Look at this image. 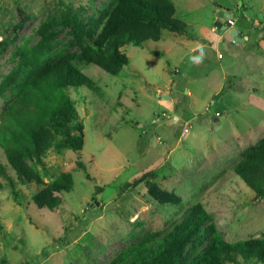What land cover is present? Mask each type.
Wrapping results in <instances>:
<instances>
[{"label": "rangeland", "instance_id": "1", "mask_svg": "<svg viewBox=\"0 0 264 264\" xmlns=\"http://www.w3.org/2000/svg\"><path fill=\"white\" fill-rule=\"evenodd\" d=\"M172 1L175 16L189 28L213 34L211 26L216 21L210 8L215 0ZM241 1L231 0L229 6L231 18L239 22ZM255 1L258 3L246 9L244 20L254 16L264 20L259 3L264 0ZM110 2L0 0V80L16 64V46L35 43L44 22L56 32V50L79 53L80 45L70 27L60 21L62 12L70 8L84 23H92ZM169 33L164 28L160 39H149L143 46L124 43L121 49L129 62L117 74L75 60L95 85L69 88L84 124L82 164H77L78 157L71 148L60 152L50 148L46 152L45 162L52 174L65 169L73 176V187L62 193L64 202L54 209L38 207L31 199L42 184L17 183L25 195L24 203H18L11 196L6 177L0 175L4 183L0 189V260L5 259V264H120L119 260L112 262L118 253L149 233L165 235L196 203L209 213L206 223H214L227 241L264 236V194L257 196L234 171L243 153L264 138V83L256 85L257 98L248 110L225 111L215 120L213 105L220 101L219 95L213 96L212 103L200 80L198 84L193 81L189 87L194 94L183 92L189 112L178 121L166 117L155 97L158 94L153 82L165 79L168 61L164 55L150 52L161 51L174 40ZM186 34L194 35L192 31ZM253 45L258 53L264 52L263 46ZM242 52L239 50L235 62L239 69L245 64ZM195 55L209 59V67H219L220 60L212 50L204 48ZM176 59L181 69L184 62L180 54ZM206 64L199 67L193 60L191 70L198 74L208 67L207 60ZM181 74L182 70L176 77ZM215 75L220 76L221 71ZM245 77L241 78L243 83L247 82ZM177 88L181 90L180 82ZM11 99L9 89L0 95V121L2 109ZM173 110L178 112L179 108ZM156 114L160 118L154 121ZM0 160L7 172L13 173L1 144ZM37 168L43 173L40 166ZM148 169L155 170V176L149 179L152 188L144 183L122 187ZM43 178L50 180L49 175L43 174ZM226 264L264 263L239 258Z\"/></svg>", "mask_w": 264, "mask_h": 264}, {"label": "trees", "instance_id": "2", "mask_svg": "<svg viewBox=\"0 0 264 264\" xmlns=\"http://www.w3.org/2000/svg\"><path fill=\"white\" fill-rule=\"evenodd\" d=\"M175 12L172 0H111L92 23H84L77 12L67 8L60 21L70 27L74 40L80 45L79 53L56 50V32L48 22L38 28L40 38L35 43L16 46V64L0 80V95L9 89L12 97L2 109L0 144L7 165L13 169V173L7 172L6 164L0 160V175L6 177L16 202L24 203L25 198L17 183L42 184L31 199L36 206L50 209L59 207L64 202L62 193L73 187L71 171L58 169L52 174L45 156L50 148L58 152L71 148L78 157L77 164H82L84 124L69 88L95 85L75 60L93 64L99 71L117 74L129 62L121 49L124 43L143 46L149 39L157 40L162 28L191 32ZM98 26L100 28L96 29ZM234 171L257 196L264 194V138L243 153ZM43 174L49 175L50 180L45 181ZM86 176L90 178L89 173ZM154 176L155 170L148 169L122 187L144 183L152 188L149 179ZM3 184L0 178V189ZM206 218L209 213L196 203L185 210L165 235H145L144 239L118 253L112 262L226 264V261L242 258L264 263V236L227 241L214 223H206ZM0 261L6 263L5 259Z\"/></svg>", "mask_w": 264, "mask_h": 264}, {"label": "crops", "instance_id": "3", "mask_svg": "<svg viewBox=\"0 0 264 264\" xmlns=\"http://www.w3.org/2000/svg\"><path fill=\"white\" fill-rule=\"evenodd\" d=\"M257 3L255 0H242L238 7L241 11L240 17L242 20L239 22L238 19L231 18L230 14L229 17L234 20V23L229 24L228 17L226 19L224 18L226 17L224 13L226 11L229 12V6L232 4L231 0H224L223 3L215 0L210 8V14L213 15L216 21V24L211 26L213 34H205L204 31L200 32L196 28H191L192 33H194L192 36L170 30L169 37L174 40L162 48L161 51L158 48L159 50L154 49V53L150 52L153 55L160 53L168 61V66L165 70V79L162 83L153 82L154 91L158 94L155 97L158 105L162 107L161 113L163 115L172 117L174 121H178L182 116L185 117L186 113L189 112V106L184 99L183 92L194 94L193 88L189 86L193 81L198 84L199 80L200 87L205 88L206 91L204 93L212 103L214 102L213 96L219 95L220 101L214 102L213 105L215 106V113L212 114V117L215 120L219 116L224 115L226 113L225 111H228V113L246 111L252 106L251 103L257 98L256 85L260 82L261 85L264 83V52L258 53V50H254L253 45V43H257V46L264 47V20H259L256 16L252 19L244 20V13L246 9L252 8ZM259 3L264 14V1H260ZM226 7L228 8L227 10ZM224 24L227 25V29H223ZM217 27L220 30L215 32ZM230 27L237 29L238 34L243 39L242 41H237L233 38L228 31ZM163 29H161L158 39H160ZM204 48L212 50L217 59L219 58V67H209V63H212L209 59L203 55H195L198 50L203 51ZM222 49L224 50L222 51V55L218 56V52ZM239 50L243 51V61L245 63L242 69L235 67ZM206 52L207 55L210 53L209 51ZM179 54L180 59L184 62V65H181V69L177 64L178 59H176ZM194 56L197 57L195 58ZM225 57H227L226 61L222 62V59ZM193 60L199 67L203 66L202 63L206 64L207 60L208 67H203L200 70L201 72L195 74L197 71L191 70ZM181 70L182 74L177 78L176 75ZM218 70L221 71V75L216 77L215 74L218 73ZM244 71H246L245 74H243ZM241 74L246 76L247 82L243 83L241 81L243 77ZM178 82H180L181 90L177 88ZM164 94H168L169 96L163 98L162 95ZM175 108H179V113L173 110ZM168 110L173 113H170ZM153 118L154 121H157L160 116L156 114Z\"/></svg>", "mask_w": 264, "mask_h": 264}, {"label": "water", "instance_id": "4", "mask_svg": "<svg viewBox=\"0 0 264 264\" xmlns=\"http://www.w3.org/2000/svg\"><path fill=\"white\" fill-rule=\"evenodd\" d=\"M228 8L226 7V10H227ZM224 15L226 16V17H229L230 16V13L228 12V11H226L225 13H224ZM223 29H227V25L226 24H224L223 25ZM228 31H229V33L234 37V39L235 40H237V41H242L243 39H242V37L238 34V31H237V29L235 28V27H230L229 29H228ZM163 96V98H167L169 95L168 94H164V95H162Z\"/></svg>", "mask_w": 264, "mask_h": 264}, {"label": "built area", "instance_id": "5", "mask_svg": "<svg viewBox=\"0 0 264 264\" xmlns=\"http://www.w3.org/2000/svg\"><path fill=\"white\" fill-rule=\"evenodd\" d=\"M254 22H256V21H254ZM228 23L229 24H233L234 23V20L233 19H231L230 17H228ZM234 38V37H233ZM222 55V53H220V52H218V56H221ZM186 129V128H185ZM184 129V130H185Z\"/></svg>", "mask_w": 264, "mask_h": 264}]
</instances>
